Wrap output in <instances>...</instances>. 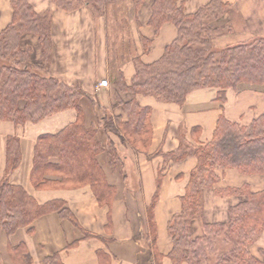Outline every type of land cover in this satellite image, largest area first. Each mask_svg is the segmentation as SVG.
<instances>
[{
	"label": "crops",
	"instance_id": "0c3cea01",
	"mask_svg": "<svg viewBox=\"0 0 264 264\" xmlns=\"http://www.w3.org/2000/svg\"><path fill=\"white\" fill-rule=\"evenodd\" d=\"M28 1L36 12L49 11L51 15L48 72L78 85L84 92L79 100L84 124L97 127V139L104 144L97 159L107 183L114 188V195L109 203H100L88 184L76 188H38L30 180L36 137L56 132L74 121L75 109L66 108L38 121L18 125L0 119V176L5 167L6 137L16 135L21 160L9 174L10 182L21 185L38 203L61 200L79 225L54 210L10 235L0 229V264L16 263L9 247L18 243L25 246L29 264H44L43 260L54 254L57 258L53 264H134L142 248L139 237L149 232V205L160 264H172L168 255L172 240L167 223L181 210L180 197L197 163L192 149L212 138L220 113L240 124H248L264 113V88H228L221 101L216 88L202 87L190 91L182 104L137 94V104L149 109V142L146 147L133 146L121 130L113 132L106 124H116L115 117L125 121L122 102L132 98L130 92L119 90L116 83L121 79L130 83L136 58L150 63L162 55L164 47L176 36L174 24L164 22L155 33L147 23L152 0H144L137 9L128 0L109 3L102 14L92 12L86 4L66 11L52 0ZM208 1L177 0V3L182 4L185 13H191ZM224 1L229 3V9L223 21L228 19L232 30L218 36L216 44L264 37V0ZM11 16V0H0V31L8 25ZM145 39L149 40L147 47ZM20 44L30 45L32 61L40 62L36 35L24 33ZM103 79L107 83L99 84ZM108 144L117 153L114 166L108 159ZM183 151L186 153L182 157L169 156ZM216 173V182L204 190L202 213L191 221L193 235L201 234L203 221L227 219V207L244 199L243 195L225 194L226 188L242 184H247L251 191L264 188L261 174H242L232 167H218ZM249 250L254 256L262 257L264 228L249 244Z\"/></svg>",
	"mask_w": 264,
	"mask_h": 264
},
{
	"label": "trees",
	"instance_id": "16d2710c",
	"mask_svg": "<svg viewBox=\"0 0 264 264\" xmlns=\"http://www.w3.org/2000/svg\"><path fill=\"white\" fill-rule=\"evenodd\" d=\"M119 1L127 0H52L66 11L86 4L97 14L104 13L109 3ZM130 1L137 9L144 0ZM11 6V20L0 31V119L18 125L38 121L66 108L76 111L74 121L56 132L41 133L36 137L30 180L38 188H76L88 184L98 202L109 203L114 188L107 183L97 159L104 150V144L96 136L97 127L84 124L79 104L84 92L78 85L67 83L48 72L51 15L49 11L36 12L28 0H11ZM228 9L229 3L224 0H209L191 13H185L177 0L151 1L147 23L157 33L164 22H171L176 27V36L156 61L144 63L139 58L135 59V72L129 84L122 79L116 83L119 90L130 92L132 98L122 102L126 120L115 117L116 124L106 122L109 130H121L128 137L129 144L146 147L149 142V109L137 104V94L182 104L190 91L202 87L216 88L221 101L225 99L224 93L228 88H264V37L254 36L250 40L224 45L214 42L219 35L232 30L231 22L228 19L223 21ZM24 33L37 36L40 62L32 61L30 45L21 46L20 38ZM145 41L147 47L149 40ZM106 148L110 165L114 166L117 153L113 145L108 144ZM191 152L197 163L180 197L181 210L167 223L172 240L168 253L172 264L209 263L214 238H220L224 243L214 264H264V250L261 258L249 250V244L264 228V188L251 191L247 184L226 188L223 190L225 194L244 196V199L227 207V219L203 221L199 235H193L191 228L192 219L202 213L204 190L218 178L216 168L232 167L242 174L264 176V113L248 124L230 121L220 113L212 138ZM185 153L169 156L178 158ZM20 160L18 137L8 135L5 167L0 176V229L10 235L17 228L29 226L40 215L54 210L78 225L61 200L38 203L21 185L10 182L9 174ZM151 211L149 205V232L139 237L142 248L134 264H160ZM84 234L90 233L84 231ZM9 249L14 263L29 264L22 243ZM56 258L57 254L46 257L44 264H53Z\"/></svg>",
	"mask_w": 264,
	"mask_h": 264
},
{
	"label": "rangeland",
	"instance_id": "374dc122",
	"mask_svg": "<svg viewBox=\"0 0 264 264\" xmlns=\"http://www.w3.org/2000/svg\"><path fill=\"white\" fill-rule=\"evenodd\" d=\"M130 1V0H128ZM132 2V1H131ZM220 36V35H219ZM216 38L214 39V42L216 43ZM221 42H224V41H220ZM203 205V203H202ZM203 208V207H202ZM220 238H214L213 239V246H212V251L210 252L209 254V257H210V262L207 263V264H214V259L216 258V255L218 254V250L219 248H222L221 246L224 245V243H222V241L219 240ZM201 261V260H200ZM201 264V263H200ZM203 264H206L205 262Z\"/></svg>",
	"mask_w": 264,
	"mask_h": 264
},
{
	"label": "built area",
	"instance_id": "2783aa9c",
	"mask_svg": "<svg viewBox=\"0 0 264 264\" xmlns=\"http://www.w3.org/2000/svg\"><path fill=\"white\" fill-rule=\"evenodd\" d=\"M107 82H106V80H101L100 82H99V84H102V85H104V84H106Z\"/></svg>",
	"mask_w": 264,
	"mask_h": 264
}]
</instances>
